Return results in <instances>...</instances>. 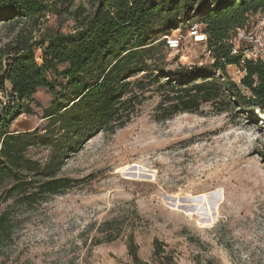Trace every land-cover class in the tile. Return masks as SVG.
<instances>
[{
  "label": "rangeland",
  "instance_id": "374dc122",
  "mask_svg": "<svg viewBox=\"0 0 264 264\" xmlns=\"http://www.w3.org/2000/svg\"><path fill=\"white\" fill-rule=\"evenodd\" d=\"M81 3L86 0H75ZM47 18L46 32L73 29L70 19L59 25L55 15ZM262 18L252 15L249 24ZM190 22L199 17L191 14L164 36L177 30L186 35ZM11 38L0 22V61ZM205 41L186 35L178 49H168L167 68H210ZM226 71L239 84L240 68L229 65ZM146 96L122 128L95 134L65 160L60 175L82 182L16 207L13 239L0 264H133L129 234L148 264H162L153 258L156 239L174 264H264V115L256 120L257 110L203 104L197 112L156 120L160 96ZM33 98L40 106L32 102L33 113L19 115L11 130L30 132L46 124L42 108L52 93L39 88ZM7 100L0 90V109ZM28 154L44 160L48 151L37 147ZM109 234L116 239L105 241Z\"/></svg>",
  "mask_w": 264,
  "mask_h": 264
},
{
  "label": "trees",
  "instance_id": "16d2710c",
  "mask_svg": "<svg viewBox=\"0 0 264 264\" xmlns=\"http://www.w3.org/2000/svg\"><path fill=\"white\" fill-rule=\"evenodd\" d=\"M259 13L264 16V0H86V5L75 0H0V22L13 34L0 61V90L8 98L0 109V205L7 203L0 211V255L12 242L16 207L32 206L82 182L60 175L65 160L95 134L122 128L148 93L160 96L156 120L197 112L203 104L257 110L255 118L261 120L264 65L232 54L228 42ZM191 14L199 17L213 64L180 65L171 71L169 48L161 38ZM48 15H55L59 25L72 20V31H44ZM229 65L243 71L239 84L227 74ZM39 88L52 93L50 104L42 108L46 124L30 132L11 130L19 115L33 113ZM37 147L48 151L44 160L29 156ZM115 239L109 234L105 241ZM153 247V258L163 261L159 263L174 264L163 255L160 241ZM127 249L133 264H148L138 256L132 234Z\"/></svg>",
  "mask_w": 264,
  "mask_h": 264
},
{
  "label": "built area",
  "instance_id": "2783aa9c",
  "mask_svg": "<svg viewBox=\"0 0 264 264\" xmlns=\"http://www.w3.org/2000/svg\"><path fill=\"white\" fill-rule=\"evenodd\" d=\"M186 35L193 37L197 41L206 40V35L201 31L197 22L192 23ZM186 35L182 30L171 36H164L169 49H178ZM232 46V54H239L243 59L260 61L264 65V18L256 24H246L237 28L233 36L228 41ZM243 75L241 70L239 71Z\"/></svg>",
  "mask_w": 264,
  "mask_h": 264
}]
</instances>
